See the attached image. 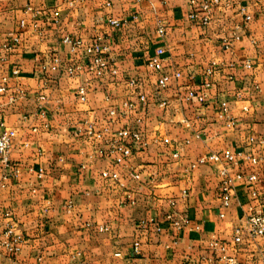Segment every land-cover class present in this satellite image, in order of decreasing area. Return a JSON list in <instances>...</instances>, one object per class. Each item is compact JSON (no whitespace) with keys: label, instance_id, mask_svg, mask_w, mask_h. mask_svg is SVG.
<instances>
[{"label":"crops","instance_id":"obj_1","mask_svg":"<svg viewBox=\"0 0 264 264\" xmlns=\"http://www.w3.org/2000/svg\"><path fill=\"white\" fill-rule=\"evenodd\" d=\"M194 7L190 0H0V45H13L0 60L9 87L0 97V133L16 131L10 158L20 169L6 180L0 172V211L26 237L12 254L16 264H220L224 251L211 248L213 236L241 264H264V238L234 241L243 208L264 203V0L215 6L209 24L189 17ZM99 35L110 46L101 76L86 48ZM66 36L83 43L72 51ZM160 47L157 71L148 60ZM74 62L82 70L70 74ZM162 74L169 81L161 89ZM16 88L23 95L9 103ZM88 122L102 138L86 136ZM123 128L141 136L125 139L132 153L118 161V153H107L108 139ZM224 151L261 159L198 162ZM224 166L246 176L235 182L229 206L222 202ZM104 170L117 171L124 185ZM253 171L258 198L247 180ZM171 210L188 222L177 227L167 219ZM9 262L1 249L0 264Z\"/></svg>","mask_w":264,"mask_h":264},{"label":"built area","instance_id":"obj_2","mask_svg":"<svg viewBox=\"0 0 264 264\" xmlns=\"http://www.w3.org/2000/svg\"><path fill=\"white\" fill-rule=\"evenodd\" d=\"M191 4H196L199 9L192 8L189 12V17L191 19L200 20V22L204 24H209L214 16V7L222 4H229L230 0H190ZM30 11H37L33 6L29 5L27 7ZM57 14V12H55ZM134 17H137L134 15ZM251 15L247 14L246 19H250ZM112 23L116 25H120V21L113 19ZM25 22L22 20V25ZM159 35L163 36L165 29L163 24H159L157 29ZM14 41H18L19 37L15 36ZM101 36L99 35L95 40L86 45V48L89 52L93 54L91 68L95 70L98 76H101L105 69L109 65V60L107 57V53L110 50V46L107 44H102L100 42ZM65 42H69L72 44V51L77 50L83 41L80 38L73 39L69 36L64 37ZM13 47L10 43H3L0 45V60H5L7 58L8 51ZM165 52V48H158L149 60L148 65L157 71H161L163 68L162 65V55ZM62 61L59 56L54 57V67H61ZM66 70L70 74H76L82 70V66L79 63H72L66 66ZM112 73H115V68L111 69ZM207 72H211V69H208ZM169 76L166 74H162L159 77L158 84L159 87L165 88L168 85ZM139 80H131V84L139 85ZM9 87L6 86L2 79H0V97L8 94ZM24 90L21 88H16L15 91L11 92L9 95V103L15 102V100L23 95ZM86 89L85 86H80L78 90V96L80 99L84 100L86 98ZM194 93L190 92V96H193ZM205 94H198L199 100H204ZM40 98H44V95H40ZM139 98L141 100H145V94L139 93ZM128 106H132L133 102H126ZM162 105H166L167 101H162ZM4 105L0 102V115L1 109ZM111 113L114 115L115 111L112 110ZM1 121V120H0ZM2 123V122H1ZM16 131L12 128H5L0 133V172L3 180H6L11 175H17L20 171L19 167H13L11 163L10 153L13 145V140L16 136ZM86 136L91 140H98L103 137L101 131L96 130L94 125L91 122L87 123ZM131 136L133 140L139 139L141 134L135 130H129L127 128H123L118 130L111 138L108 139V154H116L118 153V161L124 160L132 153V147L126 144V138ZM177 155V154H176ZM227 160L230 163L237 164L240 159L250 160L254 165H257L260 162V157L252 154H247L243 152H238L237 154L224 151L221 154L211 152L203 155L198 159V162L204 163L212 160ZM195 165V164H193ZM221 174L223 176L221 193H222V202L224 206H229L232 198L233 191L235 190V182L239 180H243L246 178L245 174L242 172L232 173L227 166H224ZM103 176L105 178L113 179L118 182L120 185H124L122 181L119 179V174L115 170H104ZM135 177H138V174H134ZM247 180L249 181L250 193L254 198H258L259 192L256 187L258 182V175L256 171L251 172L247 176ZM221 216H224V213H220ZM5 218L7 221L4 223L5 229L3 232L4 237L0 240V250L4 249L6 251V256L10 259L8 264H16L15 260L12 259V254L18 252L23 243L26 240V237L23 233L17 231V222L12 218V214L8 210L0 211V219ZM167 219L175 224L177 227H183L187 222V218L177 217L176 212L171 210L167 213ZM108 227L106 225H100V230H106ZM259 238H264V203H249L243 208V213L240 217V222L235 228L234 232V241L237 245L243 244L245 241L258 240ZM210 246L216 250H222L224 253L220 254L217 258V261L220 264H241L238 258L235 255L226 254V246L221 244L219 239L213 236L210 240ZM135 249L139 250V242H135ZM264 252V249L263 251ZM120 253L118 252L117 255ZM264 257V255H263ZM250 264H262L257 258H254Z\"/></svg>","mask_w":264,"mask_h":264}]
</instances>
